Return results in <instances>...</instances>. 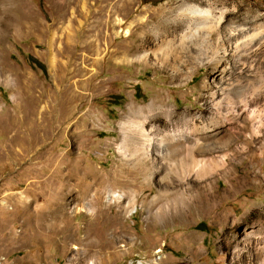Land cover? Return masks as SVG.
Instances as JSON below:
<instances>
[{"label": "rangeland", "instance_id": "rangeland-1", "mask_svg": "<svg viewBox=\"0 0 264 264\" xmlns=\"http://www.w3.org/2000/svg\"><path fill=\"white\" fill-rule=\"evenodd\" d=\"M116 1L80 0L71 22L77 0L69 7V0H0V12L13 19L9 30L0 26V165L5 163L0 167V264H264V186L253 183L261 180L256 173L264 174V136L250 143L243 165L234 169L226 150L244 116L250 120L245 136L257 123L264 134V100L251 104L264 92L251 84L263 75V52L244 53L243 74L236 80L234 53L218 55V65L210 53L206 59L193 55L174 75L165 63L170 54L156 50L148 65L116 62L121 54L110 55L114 47L109 46L102 54L106 61L93 67V83L102 81L101 86L91 92L78 89L83 97L73 104L72 115L59 119L67 106L65 99L59 106L65 84L61 63H81L79 46L108 34L106 15ZM130 1L133 12L121 14L125 23L115 29L121 46L136 42L133 37L142 31L138 18H153L152 11L182 0ZM225 2L233 12L236 4L249 5L260 15L255 24H264V0ZM66 7L68 14L61 19ZM131 21L133 37L124 39L122 31ZM78 27L84 33L75 39ZM89 64H84L87 70ZM153 101L198 125L212 122L208 135L229 144L214 154H225V166L185 186L187 198L201 188L202 200L176 206L177 191L166 192L157 178L150 183L135 179L133 164L123 157L119 123L131 105ZM14 133L16 144L6 159L3 148ZM244 179L246 184L233 192V185ZM200 223L212 230H197Z\"/></svg>", "mask_w": 264, "mask_h": 264}, {"label": "bare ground", "instance_id": "bare-ground-1", "mask_svg": "<svg viewBox=\"0 0 264 264\" xmlns=\"http://www.w3.org/2000/svg\"><path fill=\"white\" fill-rule=\"evenodd\" d=\"M3 1L7 2L9 0ZM74 1L69 0L67 7L73 5ZM79 1L77 0L76 6L71 8V22L76 21L75 14L76 10H78ZM107 5L105 4L101 11ZM67 7L62 12L61 19H65L68 14L69 9ZM132 7L133 4L130 0H117L111 4L105 21L108 34L105 37L99 34L96 38L79 46L83 51L80 55L78 54L81 63L77 64L75 61L71 62L69 60L66 63H61L62 75L60 80L65 84L62 89L59 106L64 102V99L67 102V106L60 112V120L71 116L74 110L73 104L83 97V94L78 89L91 92L103 83L102 81L96 84L93 83L97 76V71L93 67L101 61H106L102 54L109 46L114 47L110 55L121 54V57L114 59L116 62L131 63L136 61L143 65H148L150 63L148 56L154 57L156 50L166 53V55L170 54L172 56L171 59L165 58V63L168 64L174 75L181 70L183 64L188 62V58L193 55L197 56V59L199 57L206 59V55L210 53L212 55L210 60H213L214 65H218L221 61L218 55L234 53L237 59L233 62V78H236V80L243 74V62L241 59L245 54L251 56L253 53H264V24H255L256 18L260 15L253 11L249 5L241 4H236L234 6L235 12H233V7H229L225 0H201L197 3L182 0L178 6H167L166 8L152 11L153 18L137 19L139 30L142 31L136 33L134 37L131 35L132 32L130 30L133 28L135 21L128 23L126 29L122 31V37L124 39L133 37L136 42L134 44L126 43L121 46L115 42L119 38L115 29L125 23L120 18V15L130 14L133 12ZM98 13L100 14V10ZM0 15H2L0 26L4 25L3 30H9L11 28L9 24L13 23V19L4 10L0 12ZM15 21L20 27L24 26L22 20L15 19ZM78 23L81 25L80 22ZM109 23L112 25L111 32H108ZM146 27H148V31L145 30ZM83 33L84 30L78 27L75 31V39L82 37ZM101 39H105L103 42L104 46L101 43ZM76 47L77 43L73 41L72 48ZM69 62L72 63L71 69H68L67 63ZM85 62H89V65L92 66L90 70H87L88 68L84 65ZM154 63H157L156 59H154ZM261 64L264 67V58ZM87 72L89 75L85 78L72 81L76 77L85 76ZM251 82L254 87L264 88V72L262 76L251 80ZM260 100H264V92L252 98L251 104L258 103ZM216 108L220 110L219 108L221 107L217 105ZM128 110L129 116L124 117L119 123L122 129L121 149L123 150V157L131 161L134 166L133 176L135 179L142 177L145 182L150 183L151 178H157L158 184L166 192L177 191L178 193L176 192L177 194L173 198L176 206L184 201L186 203V201L202 200L204 196L202 197L203 191L201 188L188 199L185 186L187 187L191 183H199L198 179L203 182L207 175H212L219 167H222L225 161L223 157L225 154L222 157L214 154L220 152V149L224 150L223 147L229 145H227V142H220L217 137L208 135L213 125L212 122L200 121L201 123L198 125L196 119L179 114L177 111L166 107L162 102L155 103L153 101L143 107L131 105ZM153 113L156 114L153 115ZM201 113L203 112L201 111ZM242 121L243 124L241 125L235 124L237 133H234V144L226 149L232 153L233 169L236 165H243L246 159L242 157V154L251 150L252 146L250 143L258 141L264 136V134H261L260 123H257L256 126L252 125L253 131L250 132L249 136H245L244 132L248 129L250 120L244 116ZM74 126H76V123H74ZM42 127L44 126L42 125ZM15 136L16 134L14 133L8 137V144L3 148L6 159L10 148L16 144V140L14 141ZM24 136L25 132L21 134V138ZM234 161L237 162L234 163ZM3 165L5 163L0 165V167ZM255 177H261V180L253 183H257L258 188L264 186V174L260 176V172H258ZM245 184L246 179L240 180L236 185H233V192L237 186ZM209 195H213L212 191ZM113 197L120 198L119 195H113Z\"/></svg>", "mask_w": 264, "mask_h": 264}, {"label": "trees", "instance_id": "trees-1", "mask_svg": "<svg viewBox=\"0 0 264 264\" xmlns=\"http://www.w3.org/2000/svg\"><path fill=\"white\" fill-rule=\"evenodd\" d=\"M135 94H136V91H135ZM196 229L197 230H200V231H205V232H209L211 231L212 229L211 228H208L205 224L203 223H200L196 226Z\"/></svg>", "mask_w": 264, "mask_h": 264}]
</instances>
